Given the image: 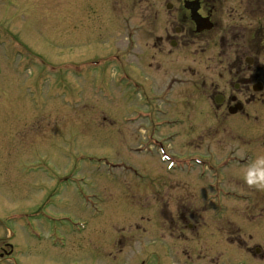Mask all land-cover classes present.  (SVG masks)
Segmentation results:
<instances>
[{"label": "rangeland", "instance_id": "374dc122", "mask_svg": "<svg viewBox=\"0 0 264 264\" xmlns=\"http://www.w3.org/2000/svg\"><path fill=\"white\" fill-rule=\"evenodd\" d=\"M169 1L0 0L1 25L30 52L57 65L43 92L22 95L20 85L35 81L38 72L16 76L22 60H16L9 38H0V256L5 259L0 264H264L254 248L257 244L264 255V211L236 203L223 219L205 216L207 224L199 221V227L180 222L178 202L192 212L201 206L178 196V177L166 175L165 165L151 158L161 147H146L149 127L141 96L126 95L114 84L111 58L127 54L125 34L129 39L133 34L127 36L126 29L141 27L140 54L160 60L146 49L150 29L143 17H165ZM129 54L126 68L150 87V99L162 93L170 75H185L189 68L176 53L181 61L161 57V67L146 62L133 67ZM97 58L109 61L107 73L79 74L77 63ZM65 62H71L70 76L61 70ZM169 113L184 116L180 108ZM193 123L202 125L197 134L201 130L215 141L244 136L229 132L237 125L223 113ZM138 146L144 149L130 152ZM121 166L139 168L149 181L142 185ZM234 173L230 187L246 193L244 174ZM189 182L182 183L183 193L198 189L196 181L187 188Z\"/></svg>", "mask_w": 264, "mask_h": 264}, {"label": "flooded vegetation", "instance_id": "af4514ba", "mask_svg": "<svg viewBox=\"0 0 264 264\" xmlns=\"http://www.w3.org/2000/svg\"><path fill=\"white\" fill-rule=\"evenodd\" d=\"M165 9L169 12L165 17H160L158 13L155 17L154 13L143 17L150 29L146 49L157 52L153 59L160 60L143 59L136 40L138 29L142 28L134 27L131 31L126 29L127 36L133 34L130 39L125 34L127 54L121 55L122 57L114 54L111 65L116 72L115 86L125 89L126 95H138L142 98L144 123L149 127L145 144L161 147L158 156L155 154L151 158H156L162 166L165 165L166 175L178 177V196L189 198L201 206L200 210L192 212L183 202H178L176 217L184 225L191 220L199 227L205 216H211L214 220L227 217L230 206L236 203L247 204L248 207L257 209L256 211H264V188L250 186L244 179L249 166L258 157H264V0H172L166 4ZM7 37L12 43V50L16 49V60H22L16 65L15 75L22 77L25 73L32 74L33 69L38 72L35 81L21 83V94L38 96V92H43L45 83L49 81L50 70L57 65L30 52L0 23V38L4 42ZM128 50L130 66L132 63L133 67L145 62L146 67H156V64L161 67V57L170 59L169 62L173 63L181 61L175 57L176 53L188 61L184 66L189 68L185 75H170L164 83L162 93L159 91L158 96L155 92L154 99H150V87L137 81L126 68L124 61L128 57ZM99 63L97 58L77 64L83 69L87 68L82 74L89 76L90 72L94 74L96 71H106L105 67L110 65L109 61H104L97 68L89 66ZM70 65L71 62L63 63L64 75L70 76ZM218 68L224 70V73L218 72ZM1 73L3 71L0 67ZM214 75H218V80ZM42 78L46 79L43 83L40 82ZM150 80L155 84L154 80ZM63 83L68 88L67 83ZM177 108L184 111V116L169 117V111ZM212 113L217 116L223 113L229 122L237 125V128L229 129V132L240 131L244 136L232 139V135H229L219 142L213 140L214 136H202L201 130L197 134L199 124L193 122H199ZM168 131L170 133L165 134ZM233 140L238 142L233 144ZM172 145H175L176 151ZM200 149L204 152H200ZM140 150L141 146H138L135 150L130 149V152H141ZM172 162L173 167L168 168L166 165ZM125 171L133 177H140L142 174L146 181L143 178L137 180L142 185L149 181L148 175L137 167L126 166ZM234 171L244 174L242 189L247 190L246 193L230 187L229 174H236ZM186 180L190 181L185 184L187 188L191 184L196 186L194 181L199 183L194 193L182 192L181 186ZM179 200L182 201V198ZM164 217L169 221V216ZM255 217L254 212L248 219ZM203 222L207 224L206 220ZM212 238L209 233V239ZM254 248L264 258L257 244Z\"/></svg>", "mask_w": 264, "mask_h": 264}, {"label": "clouds", "instance_id": "9594fccd", "mask_svg": "<svg viewBox=\"0 0 264 264\" xmlns=\"http://www.w3.org/2000/svg\"><path fill=\"white\" fill-rule=\"evenodd\" d=\"M245 182L252 186L264 188V157H258L257 160L249 166L245 173Z\"/></svg>", "mask_w": 264, "mask_h": 264}, {"label": "bare ground", "instance_id": "6f19581e", "mask_svg": "<svg viewBox=\"0 0 264 264\" xmlns=\"http://www.w3.org/2000/svg\"><path fill=\"white\" fill-rule=\"evenodd\" d=\"M90 75L92 74V72L89 73ZM0 76L2 77V73L0 74ZM84 76V75H83Z\"/></svg>", "mask_w": 264, "mask_h": 264}]
</instances>
